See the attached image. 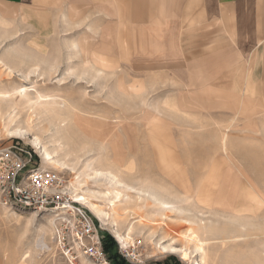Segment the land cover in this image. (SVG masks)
<instances>
[{"label":"rangeland","instance_id":"1","mask_svg":"<svg viewBox=\"0 0 264 264\" xmlns=\"http://www.w3.org/2000/svg\"><path fill=\"white\" fill-rule=\"evenodd\" d=\"M256 2L46 0L15 7L14 19L0 8V148L19 144L34 167L58 171L73 198L84 192L106 208L103 226L79 201L102 240L110 234L122 256L136 251L137 263L123 256L130 264H194L160 252L162 239L190 245L201 264H264V8ZM29 118L26 138L8 133ZM34 136L68 168L47 163ZM116 188L118 198L105 194ZM192 230L206 254L188 243ZM116 232L132 239L123 244ZM0 264H69L51 216L0 205Z\"/></svg>","mask_w":264,"mask_h":264},{"label":"built area","instance_id":"2","mask_svg":"<svg viewBox=\"0 0 264 264\" xmlns=\"http://www.w3.org/2000/svg\"><path fill=\"white\" fill-rule=\"evenodd\" d=\"M19 144L0 148V205L51 216L57 248L69 264L84 255L95 264H110L94 218L73 198L58 171L34 167ZM123 256L139 262L136 251Z\"/></svg>","mask_w":264,"mask_h":264},{"label":"bare ground","instance_id":"3","mask_svg":"<svg viewBox=\"0 0 264 264\" xmlns=\"http://www.w3.org/2000/svg\"><path fill=\"white\" fill-rule=\"evenodd\" d=\"M21 94L24 97L28 96V94L26 92V89L22 90ZM38 100L39 101L41 100V101L45 102V101H49L50 99H47V97L45 95L39 94L38 95ZM29 119H28V126H24L25 128L21 127V126L20 127L17 126L12 131H10V132L8 131V133H10L11 136H18V137L26 138L28 136V131L31 130V128H33V120L31 118H29ZM58 142H59L58 147H61L62 143H60V141H58ZM33 143L38 149H40V151L42 152L43 158H44V160L47 163L54 164L56 167L61 168V169H67L68 168V166H67L68 162H66L64 160V158L61 157V154L58 153L59 152L58 149L51 150L50 146H48L47 144H43L41 139L38 136H34ZM104 172L108 173V171H104ZM93 173H95V174H93V177H94V175H98V176L104 175V173L101 172L100 170H94ZM88 175H90V173ZM107 175H110V174H107ZM110 176H112V174ZM86 177H87V175H86ZM114 177H116V176H114ZM114 177L112 179L115 180ZM116 183L121 184V181L116 180ZM112 193H115L114 197L116 199V198H118L120 196L121 191H119V189L116 188V189H114L113 192H107L105 194L110 196V194H112ZM76 195H77L76 201H80L82 203L84 202L85 204H87L88 207L94 212L96 217H98V219H100V221L102 222V225L103 226L108 225V223H109V221L111 219V213L108 212L106 210V208H104L101 204L96 203L93 199H91L86 194H84V192H83V194H80V195L76 194ZM115 199L113 198V199L110 200L113 211L115 210V208H114L115 207ZM162 203L167 208L171 207L168 202L163 201ZM116 235H117V237L119 238V240L123 244H126L128 242V239H132L131 236H130V233L122 234L120 232H116ZM187 237H188V243H193V245L195 247V250H199V253L201 252V255L206 254V252H205L206 250L204 248V245H205V241L204 240L205 239L204 240L201 239L199 234L197 232H195L194 230L190 231V233H188ZM156 244L158 246V249L162 253H177V254H181V256L183 258H186L188 256L189 257L188 259H191L194 264H201L199 259H197L196 257L191 255L192 252H191V250L189 248L190 245L188 247H185V246L184 247H178L174 243V240L169 241V240H164V239H162L161 241L157 242Z\"/></svg>","mask_w":264,"mask_h":264},{"label":"crops","instance_id":"4","mask_svg":"<svg viewBox=\"0 0 264 264\" xmlns=\"http://www.w3.org/2000/svg\"><path fill=\"white\" fill-rule=\"evenodd\" d=\"M46 0H0V8L1 9H4V7H6L7 9H9L11 12H9L8 14H11L13 16V19H14V16H15V7H19L20 5H26L25 3H30L31 5H33V3H40V2H44ZM111 2V0H109ZM113 1H116V0H113ZM232 1V0H230ZM233 1H236L238 3L242 2L243 0H233ZM228 2V0H227ZM78 3V2H76ZM257 4L259 5H262L261 7L264 8V0H258V2H256L254 5L258 8L261 9L260 6H257ZM83 5V4H82ZM77 7H78V4H77ZM5 14V13H4ZM7 14V13H6ZM114 19L113 18H110L108 19V22H113ZM18 22L15 23V20L12 21V25L15 26L17 25Z\"/></svg>","mask_w":264,"mask_h":264},{"label":"trees","instance_id":"5","mask_svg":"<svg viewBox=\"0 0 264 264\" xmlns=\"http://www.w3.org/2000/svg\"><path fill=\"white\" fill-rule=\"evenodd\" d=\"M104 251L108 253V259L112 262V264H130L125 258L118 252L117 243L114 238L107 234L102 240ZM161 264V263H159ZM162 264H173L170 262H165Z\"/></svg>","mask_w":264,"mask_h":264}]
</instances>
